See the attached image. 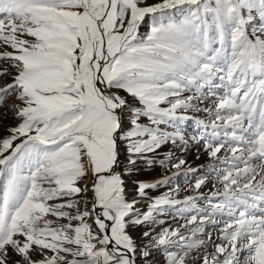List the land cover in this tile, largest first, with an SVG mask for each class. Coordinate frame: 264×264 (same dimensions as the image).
<instances>
[{"label": "snow or ice", "instance_id": "6c2138e0", "mask_svg": "<svg viewBox=\"0 0 264 264\" xmlns=\"http://www.w3.org/2000/svg\"><path fill=\"white\" fill-rule=\"evenodd\" d=\"M0 264H264V0H0Z\"/></svg>", "mask_w": 264, "mask_h": 264}, {"label": "rangeland", "instance_id": "374dc122", "mask_svg": "<svg viewBox=\"0 0 264 264\" xmlns=\"http://www.w3.org/2000/svg\"><path fill=\"white\" fill-rule=\"evenodd\" d=\"M197 131H198V129L196 127L195 120L188 122L184 125V134L188 137L196 135ZM176 155H180V152L177 151ZM186 159L189 160L191 166L194 168L197 167L198 165L204 163L203 158H201L200 160H197V159H195V156L192 153H189L187 155ZM158 171L159 170H157V173H158ZM157 173H154V174H157ZM179 183L181 184V186H185L184 185V178L182 176L179 178ZM181 195H184V193H181Z\"/></svg>", "mask_w": 264, "mask_h": 264}]
</instances>
